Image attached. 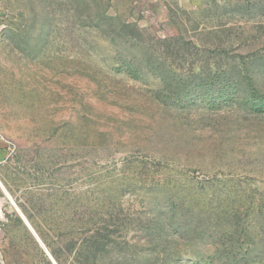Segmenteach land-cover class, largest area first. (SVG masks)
Returning <instances> with one entry per match:
<instances>
[{"label":"rangeland","instance_id":"374dc122","mask_svg":"<svg viewBox=\"0 0 264 264\" xmlns=\"http://www.w3.org/2000/svg\"><path fill=\"white\" fill-rule=\"evenodd\" d=\"M0 135V264H264V0H0Z\"/></svg>","mask_w":264,"mask_h":264},{"label":"crops","instance_id":"0c3cea01","mask_svg":"<svg viewBox=\"0 0 264 264\" xmlns=\"http://www.w3.org/2000/svg\"><path fill=\"white\" fill-rule=\"evenodd\" d=\"M9 155V148L7 147L6 143L0 135V166L8 160ZM10 201L11 196L7 192L4 183L0 179V245L5 244L8 240V235L6 234L4 229L7 225L8 220L13 217V214H16L15 216L19 218L22 224L26 222V218L20 212V210L17 207L15 208L10 206ZM0 255H2V248L0 249ZM1 258L2 257L0 256V259Z\"/></svg>","mask_w":264,"mask_h":264},{"label":"trees","instance_id":"16d2710c","mask_svg":"<svg viewBox=\"0 0 264 264\" xmlns=\"http://www.w3.org/2000/svg\"><path fill=\"white\" fill-rule=\"evenodd\" d=\"M185 233H186L187 236H188V235H191V234H190V233H191L190 230L185 231Z\"/></svg>","mask_w":264,"mask_h":264},{"label":"built area","instance_id":"2783aa9c","mask_svg":"<svg viewBox=\"0 0 264 264\" xmlns=\"http://www.w3.org/2000/svg\"><path fill=\"white\" fill-rule=\"evenodd\" d=\"M1 264H3V263H1Z\"/></svg>","mask_w":264,"mask_h":264}]
</instances>
